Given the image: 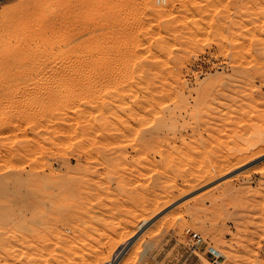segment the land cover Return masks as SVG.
<instances>
[{"label":"rangeland","instance_id":"obj_1","mask_svg":"<svg viewBox=\"0 0 264 264\" xmlns=\"http://www.w3.org/2000/svg\"><path fill=\"white\" fill-rule=\"evenodd\" d=\"M0 224V264H264V0H0Z\"/></svg>","mask_w":264,"mask_h":264},{"label":"built area","instance_id":"obj_2","mask_svg":"<svg viewBox=\"0 0 264 264\" xmlns=\"http://www.w3.org/2000/svg\"><path fill=\"white\" fill-rule=\"evenodd\" d=\"M187 235L190 237V240H191V243H192V246L193 247H199V246H202L204 244V239L202 238V236L197 233V232H194V231H190L189 229L186 231ZM213 251V255H217L215 257H219V253L212 249Z\"/></svg>","mask_w":264,"mask_h":264},{"label":"bare ground","instance_id":"obj_3","mask_svg":"<svg viewBox=\"0 0 264 264\" xmlns=\"http://www.w3.org/2000/svg\"><path fill=\"white\" fill-rule=\"evenodd\" d=\"M9 220V219H8ZM16 222V221H15ZM12 223V222H11ZM1 225V224H0ZM11 228V227H10ZM4 229V228H3ZM5 231V230H4ZM8 231V230H7ZM12 231H14V230H12ZM5 234H6V232H5ZM17 234V233H16ZM23 234V233H22ZM12 235V234H11ZM7 236V235H6ZM16 236V235H15ZM25 236V235H24ZM5 237V236H4ZM13 238V237H12ZM4 241H5V239H4ZM27 241V240H26ZM6 243V242H5ZM24 243V242H23ZM27 243V242H26ZM13 244V243H12ZM26 246V245H25ZM15 247V246H14ZM124 248H125V246H124ZM9 250V249H8ZM122 250V247L121 248H119V250L117 251V253H119L120 251ZM114 260V258L108 263V264H113V261Z\"/></svg>","mask_w":264,"mask_h":264}]
</instances>
